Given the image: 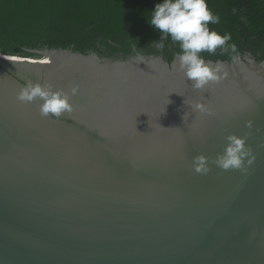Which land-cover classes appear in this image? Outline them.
<instances>
[{
	"label": "water",
	"instance_id": "obj_1",
	"mask_svg": "<svg viewBox=\"0 0 264 264\" xmlns=\"http://www.w3.org/2000/svg\"><path fill=\"white\" fill-rule=\"evenodd\" d=\"M37 53L0 50V264H264V60L194 89L177 58ZM29 83L73 111L18 101ZM233 135L251 155L223 170Z\"/></svg>",
	"mask_w": 264,
	"mask_h": 264
},
{
	"label": "trees",
	"instance_id": "obj_2",
	"mask_svg": "<svg viewBox=\"0 0 264 264\" xmlns=\"http://www.w3.org/2000/svg\"><path fill=\"white\" fill-rule=\"evenodd\" d=\"M162 0H0V50L9 55L41 58L37 51L71 50L97 54L102 60L134 56L162 57L172 63L179 43L161 41L148 25L154 5ZM220 20L210 30L230 34L236 53L202 52L208 61H229L239 54L264 60V0H206Z\"/></svg>",
	"mask_w": 264,
	"mask_h": 264
},
{
	"label": "clouds",
	"instance_id": "obj_3",
	"mask_svg": "<svg viewBox=\"0 0 264 264\" xmlns=\"http://www.w3.org/2000/svg\"><path fill=\"white\" fill-rule=\"evenodd\" d=\"M219 20V16L208 9L206 0H162L154 5L147 21L151 28L161 33V41L170 37L174 43H179L181 52L177 57L178 70L184 73L187 80L193 82L194 89H203L209 82H218L223 78V62L217 61L215 66H211V62H206L200 53L206 51L215 54L218 48L221 54L229 50L236 53V45L228 43L231 40L230 34L221 36L209 29V23L217 24ZM231 59L233 63L239 61V54L233 55ZM76 91L77 89L73 88L72 94L75 95ZM37 98L43 101L39 105V111L44 117L49 114L59 117L64 112L73 111L69 95L63 90L53 91L48 84L42 86L29 83L20 89L16 97L22 103H31ZM196 108L201 112L207 111L201 105H196ZM173 129L179 130H165ZM227 140L223 154L217 156L213 163L223 170L241 169L245 157L251 155L250 150L245 149V141L242 138L233 135L227 137ZM247 162L250 164L252 161ZM193 166L198 174H207L210 171L208 159L204 156L194 157Z\"/></svg>",
	"mask_w": 264,
	"mask_h": 264
}]
</instances>
